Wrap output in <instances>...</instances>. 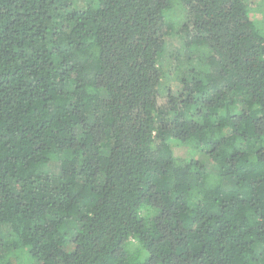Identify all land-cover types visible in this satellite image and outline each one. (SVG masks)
<instances>
[{
  "label": "trees",
  "instance_id": "obj_1",
  "mask_svg": "<svg viewBox=\"0 0 264 264\" xmlns=\"http://www.w3.org/2000/svg\"><path fill=\"white\" fill-rule=\"evenodd\" d=\"M251 1L0 0V264H264Z\"/></svg>",
  "mask_w": 264,
  "mask_h": 264
},
{
  "label": "rangeland",
  "instance_id": "obj_2",
  "mask_svg": "<svg viewBox=\"0 0 264 264\" xmlns=\"http://www.w3.org/2000/svg\"><path fill=\"white\" fill-rule=\"evenodd\" d=\"M257 0L251 1L248 4V14L254 23L257 31L264 36V3L262 5L255 3Z\"/></svg>",
  "mask_w": 264,
  "mask_h": 264
}]
</instances>
